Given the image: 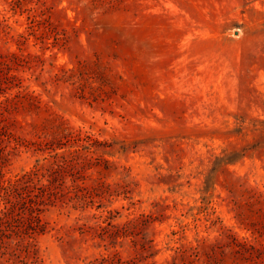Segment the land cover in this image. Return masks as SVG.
<instances>
[{
	"label": "rangeland",
	"instance_id": "obj_1",
	"mask_svg": "<svg viewBox=\"0 0 264 264\" xmlns=\"http://www.w3.org/2000/svg\"><path fill=\"white\" fill-rule=\"evenodd\" d=\"M0 20V170L85 175L39 232L0 226V264H264V0H0Z\"/></svg>",
	"mask_w": 264,
	"mask_h": 264
},
{
	"label": "trees",
	"instance_id": "obj_2",
	"mask_svg": "<svg viewBox=\"0 0 264 264\" xmlns=\"http://www.w3.org/2000/svg\"><path fill=\"white\" fill-rule=\"evenodd\" d=\"M12 55L17 57L16 53ZM3 74L7 75L8 72L6 71ZM66 136L67 135H63V132H60L54 135L53 140L56 141V139H62ZM39 137L41 138L42 135H40ZM0 158L5 160L3 154ZM92 163L93 162L90 160L88 161V163L84 164L82 168L92 167ZM101 163L106 164V169H109L111 167L108 160L101 159L99 164ZM87 165L88 167H85ZM71 168L72 170L76 169V172L79 173V176L76 179H85V175L81 173V168L79 166L77 167V165H69V168L66 165L59 166L55 173H52L54 177L50 179L49 183L44 185L33 183V179H35V176H37L38 171L33 170L21 177H17L16 179H6L5 173L0 170V186L4 189H8L10 195H15V197H18L17 199H15L16 201H13L11 206L0 209V226L5 223L8 227H10L9 229L11 231H16L17 233H22L24 231H28L29 229H33L35 232H39L45 224L42 221V215L43 213L50 210L46 198L58 197L60 189L59 185H57V181L64 178L65 173L69 172ZM101 171H103V169ZM105 183L106 182L102 180V177H98L97 179H94L92 189L103 188L104 186H106ZM32 191H34L35 193L32 194ZM17 207L21 209V213L15 215V210ZM109 225L113 226V224L111 223H109L107 226H99V228L102 227L100 228V232L105 231L106 227H108ZM115 226L118 227L114 224V227ZM91 230L94 233L98 231V228L89 226L87 231L91 232ZM114 238H116V235Z\"/></svg>",
	"mask_w": 264,
	"mask_h": 264
}]
</instances>
